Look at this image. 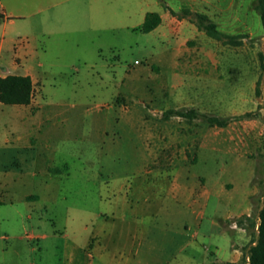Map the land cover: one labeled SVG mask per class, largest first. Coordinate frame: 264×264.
<instances>
[{"label":"rangeland","instance_id":"rangeland-1","mask_svg":"<svg viewBox=\"0 0 264 264\" xmlns=\"http://www.w3.org/2000/svg\"><path fill=\"white\" fill-rule=\"evenodd\" d=\"M4 2L13 5V0ZM21 3L15 7L23 9L20 14L35 15L32 17L33 27L17 22L12 36L15 40L26 38L31 29H36L39 34L35 45L39 60L45 65L39 86L40 105L72 113L65 126L77 125L79 137L62 147L64 153L57 150L51 154L57 163L59 154L66 157L72 174L68 180L52 182V193L41 205L42 220L34 213V220L24 225L20 221L0 223V237L10 233L52 236V230L56 228L60 230L56 239H48L41 245L42 252L37 251L31 256L28 247H37V242L29 244L25 240L23 244L16 242L14 245L12 241L0 239V264H29L31 258L37 264L59 263L66 241L62 234L66 230L68 239L73 241L90 238L93 228L91 223L85 227L83 220L93 218L110 207L108 200L112 198L109 197L112 189L126 191L131 184L134 188L139 187L141 171L138 162L145 156V151L138 138V130L126 128L112 117L106 123L99 113H106L108 106L118 102L130 107L145 105L147 110H158L155 113L157 118H160V111H163L162 118L177 108L170 91L159 88L161 77L171 70L160 67V52L165 46L154 33L140 30L147 12L163 11L167 4L178 11L186 8L208 15L224 33L247 35L239 47L225 46L204 32L190 43L207 53L208 58L226 64L222 69L226 78L225 88L222 86L218 90V85L211 84V96L206 104L211 114L203 115L229 119V124L214 141L212 150H199L198 161L191 166L189 176L190 184L197 189L204 179L207 184L220 177L245 181L249 178V169L239 172L241 168L235 162L236 156L245 155L253 161L255 178L252 183L258 189L252 219L255 227L248 230L250 241L242 248L243 260L240 262L247 264L250 249L258 238L256 221L259 208L264 204V27L256 10L257 0H21ZM44 16L48 17L47 27L42 23ZM44 28L57 34L48 37L43 34ZM143 69H147V76L137 80V92L129 94L125 91L128 79H138L136 76ZM253 84L256 88L254 93ZM238 88L244 92L242 97L236 96ZM118 93L126 95L127 101L114 100ZM40 105L35 100L30 112L40 109ZM187 110L191 109L177 111ZM15 111V106L0 103V142L4 141V135L15 123ZM184 121L187 122L186 119ZM196 122L200 127L207 124L202 117ZM102 128H105V141L99 137ZM100 159L105 167L103 175L97 181H86L82 162ZM32 190L34 188L29 184L23 187L22 192ZM235 202L229 206H234ZM50 218L56 223L55 227ZM207 220L208 216L204 222ZM202 221L198 213L194 215V229L197 230ZM234 240H238L237 236L228 233V239L222 241V258L230 253ZM194 241L196 248H190L183 254L193 253L198 264H207L212 259L214 240L202 237ZM126 244L125 239H119L110 247L121 263L130 254ZM6 247L9 249L5 252ZM160 248L151 254L158 256ZM146 250L143 248L136 259L141 257L143 264H162L148 256Z\"/></svg>","mask_w":264,"mask_h":264},{"label":"crops","instance_id":"crops-1","mask_svg":"<svg viewBox=\"0 0 264 264\" xmlns=\"http://www.w3.org/2000/svg\"><path fill=\"white\" fill-rule=\"evenodd\" d=\"M4 1L0 0V77L29 76L35 88V98L30 105L15 106V123L9 133L4 135V141L0 142V223L20 221L24 225L25 222L34 220V213L42 220L41 205L52 193V182H62L71 177L72 168L68 159L59 154L57 163L51 154L57 153V150L64 153L63 146L78 139L79 127L75 124L65 126L72 113L58 107L45 108L40 105L39 86L45 65L39 60V51L35 45L39 34L36 29H31L26 33V38L15 40L12 36L17 22L32 28V17L35 15L20 14L23 9L15 7V4H22L21 0H13L12 6ZM170 9L180 12L167 4L163 11L156 12L161 16V24L150 32L165 46L159 57L161 69L171 68L170 72L167 71L161 77L159 88L161 91L164 88L170 91L177 105L175 110L190 108L201 115L211 114L206 105L211 96V84L218 85V90L222 86L225 88L226 78L222 69L226 64L208 58L207 53L197 45L190 44L203 32L190 21L174 16ZM148 13L145 14L144 21ZM42 23L48 26L47 16L42 18ZM44 31L43 34L48 37L57 34L49 32L47 28ZM147 73V69H143L136 76L138 79L129 78L125 91L129 94L136 93V81L143 80ZM252 87L254 93L255 84ZM235 93L239 97L244 94L240 88ZM127 99L122 93L114 98L117 101ZM35 100L40 109L30 112L29 108L34 105ZM157 111L147 110L145 105L130 107L118 102L108 106L106 113H99L106 123L112 117L126 128L138 130V138L145 151V156L138 162L141 182L138 188L131 184L126 191L112 189L109 197L114 200L112 202V198H109L110 207L104 212H98L93 218L83 220L85 227L91 223L93 228L90 238L73 241L68 239L66 230L62 234L66 239L62 258L57 264H143L141 257L136 259L143 248L147 249L148 256L162 264H198L193 253H183L190 248L194 250V239L202 237L214 240L212 259L207 264H240L243 260L242 248L250 241L248 230L252 228H249L247 221L244 225H240L238 221L245 217L253 219L255 213L258 189L252 183L255 178L253 161L245 155H238L235 159L241 168L239 172L249 169L247 180H235L231 177L224 180L220 177L212 184H207L204 179V183L197 189L194 184H190L191 166L198 161L200 149L212 150L214 141L219 139L226 127H212L208 123L200 127L197 120L185 122V119L181 120L183 118L178 116L165 118L166 113L161 118L163 111H160V118H157ZM99 137L105 141V128L99 130ZM84 161L82 165L86 181H97L105 169L103 162L101 159ZM29 184L34 190L22 192L23 187ZM118 197L124 200L121 201ZM233 202L234 206H229ZM262 207L259 208V213ZM197 213L203 221L196 230L192 221ZM206 216L208 220L205 223ZM68 219L71 220V216ZM49 221L55 227L54 220L50 218ZM234 223L237 228L233 227ZM259 224L258 216L257 234ZM59 231L56 228L52 230V236L29 233L18 236L10 233L0 239L12 241L14 245L16 242L23 244L25 240L29 244L37 242V247H28L31 256L37 251L42 252L41 245L48 239H56ZM228 233L235 234L238 240L232 242L230 253L222 258L221 244L228 239ZM119 239H125L130 248L129 256L122 263L110 248ZM159 246L161 253L153 256L151 252L157 251ZM8 249L6 247L4 251ZM29 264L37 263L31 258Z\"/></svg>","mask_w":264,"mask_h":264},{"label":"trees","instance_id":"trees-1","mask_svg":"<svg viewBox=\"0 0 264 264\" xmlns=\"http://www.w3.org/2000/svg\"><path fill=\"white\" fill-rule=\"evenodd\" d=\"M171 10V9H170ZM256 10L260 15L264 27V0H257ZM171 13L179 19H186L194 24L197 29L204 32L209 38L231 47H239L247 35H230L222 32L217 23L212 21L208 15L197 13L190 9L183 8L180 12L171 10ZM162 22L161 16L156 12H149L140 30L143 33L154 31ZM35 98V88L29 76L9 75L0 77V103L9 106L30 105ZM170 116L182 117L188 121L205 118L212 127H227L229 119L207 115H201L196 110L187 111L171 110L165 114V118ZM260 224L258 226V238L256 244L251 247L248 264H264V204L259 213ZM249 223V228L255 227L251 218H243L238 221L240 225ZM231 264V263H228Z\"/></svg>","mask_w":264,"mask_h":264},{"label":"built area","instance_id":"built-area-1","mask_svg":"<svg viewBox=\"0 0 264 264\" xmlns=\"http://www.w3.org/2000/svg\"><path fill=\"white\" fill-rule=\"evenodd\" d=\"M137 64H138V62H137ZM233 227H234V228H237V225H236V223H234V224H233Z\"/></svg>","mask_w":264,"mask_h":264}]
</instances>
